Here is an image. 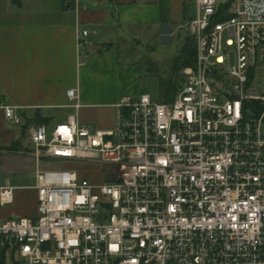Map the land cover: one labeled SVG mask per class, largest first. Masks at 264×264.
<instances>
[{
	"label": "built area",
	"instance_id": "built-area-1",
	"mask_svg": "<svg viewBox=\"0 0 264 264\" xmlns=\"http://www.w3.org/2000/svg\"><path fill=\"white\" fill-rule=\"evenodd\" d=\"M194 65L173 100L123 95L111 129L29 128L38 215L3 217L13 264H264V0H195ZM70 9L86 8L75 0ZM90 30L77 25L78 44ZM234 59V62H232ZM67 95L79 109V93ZM22 122L17 106H2ZM98 164L104 181L65 162ZM42 164H45L43 167ZM54 166V168H45Z\"/></svg>",
	"mask_w": 264,
	"mask_h": 264
},
{
	"label": "crops",
	"instance_id": "crops-1",
	"mask_svg": "<svg viewBox=\"0 0 264 264\" xmlns=\"http://www.w3.org/2000/svg\"><path fill=\"white\" fill-rule=\"evenodd\" d=\"M73 1L28 0L25 10L0 2L5 16L0 19V185L10 179L16 188L15 202L1 208L5 218L38 215L29 128H53L72 113L93 128H113L120 97L141 94V65L122 60V46L131 55L141 36H174L197 14L195 0H80L86 6L80 12L69 8ZM22 2L14 3L21 7ZM77 25L90 30L82 45ZM70 88L78 90L79 109L71 106L77 100L68 97ZM8 104L17 106L20 124L6 118L2 106ZM65 165L79 166L73 161ZM30 175L35 182H29Z\"/></svg>",
	"mask_w": 264,
	"mask_h": 264
},
{
	"label": "rangeland",
	"instance_id": "rangeland-1",
	"mask_svg": "<svg viewBox=\"0 0 264 264\" xmlns=\"http://www.w3.org/2000/svg\"><path fill=\"white\" fill-rule=\"evenodd\" d=\"M36 1L38 3L39 0ZM0 2L15 10H21V8L25 10L28 7V0H23V5L21 7H18V4L15 5L13 0H0ZM2 9L3 7L0 6V19L5 17L1 16ZM188 35L189 32L186 27L179 29L178 33L174 36H171V34L162 35L159 40L154 37L151 38L143 35L139 38L140 41L137 44H133V50L136 49V52L132 50V56L128 54L125 48L126 46H122V60L132 58L141 65L138 78L141 93H150L153 99L163 100L164 90L166 87H169L172 84L179 86L183 82L181 69H176L174 65L176 63V59L178 57L180 58L181 54H183V47L186 43ZM127 44L130 45V42L128 41ZM232 62H234V59H232ZM261 130L264 135V122L262 123ZM77 167L83 173L88 171L91 174L93 181H104L103 175L99 174L101 167L98 164L84 163L82 165L79 164ZM45 168H54V166H47ZM35 173L37 174V172ZM30 176L33 178L31 179L32 181L29 182H35V176ZM7 259L12 261V258Z\"/></svg>",
	"mask_w": 264,
	"mask_h": 264
},
{
	"label": "trees",
	"instance_id": "trees-1",
	"mask_svg": "<svg viewBox=\"0 0 264 264\" xmlns=\"http://www.w3.org/2000/svg\"><path fill=\"white\" fill-rule=\"evenodd\" d=\"M196 53H197V48L196 44L192 41V38L188 35L186 38V43L183 47V54H181V57L176 59V63L174 67L178 70L189 66V65H194L195 60H196ZM184 58V59H181ZM179 86H176L175 84H172L169 87H166L164 90V96L163 100H173L175 97V94L178 90ZM8 149H15V145H10L7 147ZM0 264H10L8 262L7 256L3 255L1 257ZM13 264H17V261L14 262Z\"/></svg>",
	"mask_w": 264,
	"mask_h": 264
},
{
	"label": "water",
	"instance_id": "water-1",
	"mask_svg": "<svg viewBox=\"0 0 264 264\" xmlns=\"http://www.w3.org/2000/svg\"><path fill=\"white\" fill-rule=\"evenodd\" d=\"M14 2L21 5V0H14Z\"/></svg>",
	"mask_w": 264,
	"mask_h": 264
}]
</instances>
